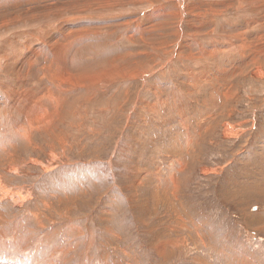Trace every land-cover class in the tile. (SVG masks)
Returning a JSON list of instances; mask_svg holds the SVG:
<instances>
[{"label": "rangeland", "instance_id": "obj_1", "mask_svg": "<svg viewBox=\"0 0 264 264\" xmlns=\"http://www.w3.org/2000/svg\"><path fill=\"white\" fill-rule=\"evenodd\" d=\"M0 264H264V0H0Z\"/></svg>", "mask_w": 264, "mask_h": 264}]
</instances>
